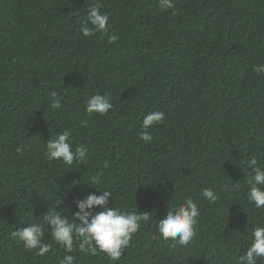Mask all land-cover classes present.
Here are the masks:
<instances>
[{
  "label": "trees",
  "instance_id": "obj_1",
  "mask_svg": "<svg viewBox=\"0 0 264 264\" xmlns=\"http://www.w3.org/2000/svg\"><path fill=\"white\" fill-rule=\"evenodd\" d=\"M94 2L0 0V264H59L66 253L49 231L43 257L14 233L60 199L75 222V201L98 190L111 191L109 207L151 219L119 261L74 251V264H238L264 221L247 200L245 163L264 167V73L254 71L264 65V0H173L167 10L159 0H101L109 31L84 37ZM53 91L60 109L49 107ZM95 94L113 103L106 115L86 112ZM151 111L165 119L144 142ZM65 130L87 146L86 163L44 155ZM189 197L196 236L187 246L163 240L158 221Z\"/></svg>",
  "mask_w": 264,
  "mask_h": 264
},
{
  "label": "clouds",
  "instance_id": "obj_2",
  "mask_svg": "<svg viewBox=\"0 0 264 264\" xmlns=\"http://www.w3.org/2000/svg\"><path fill=\"white\" fill-rule=\"evenodd\" d=\"M103 4L101 0H95L88 9L87 20L81 24L80 32L84 37H92L97 33L107 34L109 31V16L101 11ZM161 10L174 8L173 0H159ZM118 40L116 35L109 36V42ZM257 73H264V65H257L254 68ZM51 109L62 107L58 93H50ZM113 103L107 95L95 94L86 101L85 110L87 113L106 115L113 109ZM165 114L161 111H151L144 116L142 126L144 131L140 133V139L150 142L152 136L148 129L162 123ZM70 131L65 130L49 139L45 145L44 155L49 161H61L65 165H72L73 162H87L89 151L86 145H73L70 142ZM250 169L246 177L248 185V203L258 210H264V167L256 157H251L246 162ZM102 173L92 177L91 184L97 185ZM239 188V183L234 185ZM97 189V188H96ZM100 193L89 194L83 199L75 201L77 211L72 213L75 222H70L68 217L63 215L61 209H57L63 203L60 199L51 208L37 218L36 221L28 224L27 227L17 230L14 236L23 243L25 249L33 251L37 256H46L52 251V244L45 243V233L50 232L51 240L60 245L65 255L60 259L59 264H74L76 259L71 253L77 251L85 255H96L97 252L104 253L111 261H119L130 245L132 237L140 230L143 223L149 222L151 217L148 213L120 210L109 207V200L112 196L109 190H98ZM203 197L210 202L218 199L216 193L205 188ZM100 211H94L95 209ZM200 210L197 203L189 197L178 205L169 207L167 214L158 221L157 231L160 238L165 241H174L182 246H187L196 236L195 226L198 223ZM264 260V221L258 223L252 232V240L247 250L238 257V264H258Z\"/></svg>",
  "mask_w": 264,
  "mask_h": 264
}]
</instances>
